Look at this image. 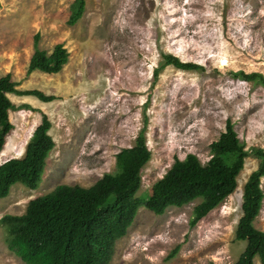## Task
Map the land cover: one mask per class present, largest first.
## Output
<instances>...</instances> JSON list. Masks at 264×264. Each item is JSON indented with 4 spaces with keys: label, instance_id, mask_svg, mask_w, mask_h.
Instances as JSON below:
<instances>
[{
    "label": "rangeland",
    "instance_id": "374dc122",
    "mask_svg": "<svg viewBox=\"0 0 264 264\" xmlns=\"http://www.w3.org/2000/svg\"><path fill=\"white\" fill-rule=\"evenodd\" d=\"M75 1L0 0V76L11 75L20 91L56 97L9 95L14 130L0 165L24 157L43 115L56 146L39 188L17 184L0 199V219L25 214L60 185L89 188L115 173L116 155L135 146L145 126L152 158L142 171L144 199L176 158L193 154L206 164L229 119L246 150L264 148V87L231 75L264 76V0H85L83 17L69 26ZM38 35L48 55L59 44L68 50L60 73L28 75ZM164 55L202 69L169 66L157 76ZM259 163L247 158L237 190L193 229L200 200L162 216L141 207L110 264L236 263L247 245L236 239L244 187ZM254 226L264 232V201ZM7 237L0 222V264H26Z\"/></svg>",
    "mask_w": 264,
    "mask_h": 264
},
{
    "label": "trees",
    "instance_id": "16d2710c",
    "mask_svg": "<svg viewBox=\"0 0 264 264\" xmlns=\"http://www.w3.org/2000/svg\"><path fill=\"white\" fill-rule=\"evenodd\" d=\"M85 10L86 1L76 0L68 25L75 26ZM39 40L38 35L28 75L60 73L69 61L68 50L59 44L48 55L38 48ZM169 66L183 71L202 69L194 63L164 55V62L155 75ZM231 75L264 87L262 74L236 72ZM18 86L11 75L0 76V155L14 130L10 112L16 107L9 95L31 96L45 103L56 100L39 90L20 91ZM51 128L50 120L43 115L24 157L0 165V199L7 198L17 184L30 190L39 188L47 159L56 146L49 134ZM145 133L146 126L139 133L135 146L116 155L117 171L104 175L93 186L60 185L52 193L31 200L25 214L1 218L7 230L9 250L26 264H110L116 243L127 236L141 207L162 216L169 208H183L200 200L190 220L193 229L237 190L245 161L253 156L260 163L245 184L243 216L236 231V239L247 245L234 264H254L257 256L264 264V232L254 226L264 201V148L246 150L229 119L225 132L211 145V159L206 164L193 154L184 160L176 158L171 169L153 185L150 196L144 199L138 196L142 171L152 158ZM176 254L177 251L173 252L171 258Z\"/></svg>",
    "mask_w": 264,
    "mask_h": 264
}]
</instances>
